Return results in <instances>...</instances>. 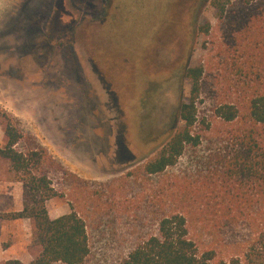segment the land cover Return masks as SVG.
Segmentation results:
<instances>
[{"label": "rangeland", "instance_id": "obj_1", "mask_svg": "<svg viewBox=\"0 0 264 264\" xmlns=\"http://www.w3.org/2000/svg\"><path fill=\"white\" fill-rule=\"evenodd\" d=\"M189 67L202 69L197 91ZM139 79L142 91L154 83L145 105ZM259 94L264 0H0V107L24 134L22 146L46 148L72 174L52 173L66 200L53 197L46 208L55 219L73 202L86 220L85 264H120L138 234L156 233L161 209H187L189 237L202 247L241 254L226 246L208 205L226 182L206 161L211 142L230 127L216 107L233 103L242 113ZM190 98L202 146L146 174L143 166L184 128L179 109ZM2 137L0 128V144ZM13 175L0 160V261L28 264L31 221L1 216L22 209Z\"/></svg>", "mask_w": 264, "mask_h": 264}, {"label": "trees", "instance_id": "obj_2", "mask_svg": "<svg viewBox=\"0 0 264 264\" xmlns=\"http://www.w3.org/2000/svg\"><path fill=\"white\" fill-rule=\"evenodd\" d=\"M220 9L223 12L224 5ZM186 76L197 91L202 69L189 67ZM244 105L242 113L233 103L216 107V117L230 127L211 142L206 161L207 168L213 166L215 174H222L226 182L220 200L208 205L226 246L237 245L241 254L231 251L220 256L216 248L202 247L189 237L187 209H161L155 217L156 233L138 234L120 264H264V94L248 99ZM179 118L184 128L176 131L143 166L146 174L162 173L177 163L187 147L202 146V138L193 132L201 124L194 99L182 103ZM205 127L210 130L211 123ZM0 128L3 134L0 160L9 163V170L22 185V209L1 216L31 221L33 240L27 249L33 259L28 264H85L90 255L87 225L74 203H69L68 213L55 219L47 213L49 199L66 200L65 191L51 176L54 171H63L62 166L46 148L22 146L24 134L2 107ZM63 173L72 176L68 171ZM74 179L80 181L77 177ZM213 191L209 190L210 194L217 190ZM0 264L25 263L7 259Z\"/></svg>", "mask_w": 264, "mask_h": 264}, {"label": "flooded vegetation", "instance_id": "obj_3", "mask_svg": "<svg viewBox=\"0 0 264 264\" xmlns=\"http://www.w3.org/2000/svg\"><path fill=\"white\" fill-rule=\"evenodd\" d=\"M147 29V28H146ZM162 29H157V31H156V33H157V35L158 36H160V34H159V31L160 32H162L161 31ZM156 33H155V35H156ZM139 83H140V79H139V81H138V83H137V85H138V88H136V90L138 91V95H139V104H143L144 103V105L146 104L145 102H147L148 100H149V95L152 93V92H154V89L155 88H153V85H154V83H152L151 81H149V82H147L145 85H144V89H143V91H142V88H141V85H139ZM138 97V96H137Z\"/></svg>", "mask_w": 264, "mask_h": 264}, {"label": "water", "instance_id": "obj_4", "mask_svg": "<svg viewBox=\"0 0 264 264\" xmlns=\"http://www.w3.org/2000/svg\"><path fill=\"white\" fill-rule=\"evenodd\" d=\"M177 114H178V112L174 111L171 126H174V124L176 123L177 118H178Z\"/></svg>", "mask_w": 264, "mask_h": 264}]
</instances>
